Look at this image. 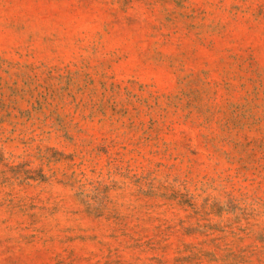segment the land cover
Segmentation results:
<instances>
[{"label":"rangeland","instance_id":"374dc122","mask_svg":"<svg viewBox=\"0 0 264 264\" xmlns=\"http://www.w3.org/2000/svg\"><path fill=\"white\" fill-rule=\"evenodd\" d=\"M0 264H264V0H0Z\"/></svg>","mask_w":264,"mask_h":264}]
</instances>
